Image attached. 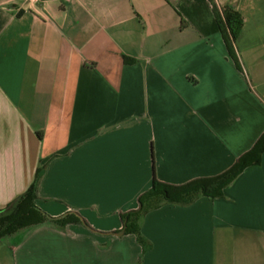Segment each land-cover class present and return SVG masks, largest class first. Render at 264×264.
Returning a JSON list of instances; mask_svg holds the SVG:
<instances>
[{
  "label": "crops",
  "instance_id": "crops-1",
  "mask_svg": "<svg viewBox=\"0 0 264 264\" xmlns=\"http://www.w3.org/2000/svg\"><path fill=\"white\" fill-rule=\"evenodd\" d=\"M216 2L245 18L243 72L209 0H0V210L42 168L38 207L87 222L4 239L0 264H264V155L151 209L144 245L117 235L155 179L222 174L264 133V0Z\"/></svg>",
  "mask_w": 264,
  "mask_h": 264
},
{
  "label": "trees",
  "instance_id": "trees-1",
  "mask_svg": "<svg viewBox=\"0 0 264 264\" xmlns=\"http://www.w3.org/2000/svg\"><path fill=\"white\" fill-rule=\"evenodd\" d=\"M209 1L213 7L229 56L237 69L243 72L238 40L245 27V18L237 6L233 4L219 6L216 0ZM125 62L132 63L134 60L126 57ZM39 135L41 136V134ZM263 155L264 133L251 150L238 158L235 164L222 174L196 179L184 185H170L155 179L152 188L140 197L139 208L122 215L126 235H135L138 241L144 245L145 241L141 234V226L143 219L151 209L162 204L188 206L193 204L199 197L212 200L220 199L224 196L225 189L233 184L245 170L261 165ZM41 173L42 168H39L36 179L30 188L5 209L0 210V241L48 224L65 230L71 224L87 223L76 212L53 218L38 207V181Z\"/></svg>",
  "mask_w": 264,
  "mask_h": 264
},
{
  "label": "water",
  "instance_id": "water-1",
  "mask_svg": "<svg viewBox=\"0 0 264 264\" xmlns=\"http://www.w3.org/2000/svg\"><path fill=\"white\" fill-rule=\"evenodd\" d=\"M125 234H126V227H124V229L121 232L117 233V235L119 236H124Z\"/></svg>",
  "mask_w": 264,
  "mask_h": 264
},
{
  "label": "built area",
  "instance_id": "built-area-1",
  "mask_svg": "<svg viewBox=\"0 0 264 264\" xmlns=\"http://www.w3.org/2000/svg\"><path fill=\"white\" fill-rule=\"evenodd\" d=\"M26 1L36 2V3H38V2H40V1H42V0H26Z\"/></svg>",
  "mask_w": 264,
  "mask_h": 264
},
{
  "label": "rangeland",
  "instance_id": "rangeland-1",
  "mask_svg": "<svg viewBox=\"0 0 264 264\" xmlns=\"http://www.w3.org/2000/svg\"><path fill=\"white\" fill-rule=\"evenodd\" d=\"M8 240H10V239H8Z\"/></svg>",
  "mask_w": 264,
  "mask_h": 264
}]
</instances>
